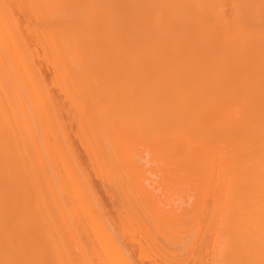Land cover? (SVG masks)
Returning <instances> with one entry per match:
<instances>
[{
    "label": "bare ground",
    "instance_id": "bare-ground-1",
    "mask_svg": "<svg viewBox=\"0 0 264 264\" xmlns=\"http://www.w3.org/2000/svg\"><path fill=\"white\" fill-rule=\"evenodd\" d=\"M9 1L10 0H0V264L83 263L81 259L85 255L83 256L81 254H84L86 252H83V250L85 249L84 244H82V247H84L82 248V250L78 245L80 243L78 239L76 240L75 236L73 237V231V233H71L73 234L72 237L74 238V240H72L70 243L68 241L73 239H69L68 237V235H70L71 237V234L69 233L71 229L76 231L75 233L77 234V230L73 229V225H70V222H68V216H66V222L69 223L68 225L73 227H69L70 230H65V232L63 228H58V230L60 229L61 232L57 233L55 231L58 230L54 229V226H56V224L53 225L54 221L52 219L55 217L56 212L53 210V212L55 213H52V203L56 196H54V198L52 197V190L53 188H55L56 181L54 177L52 178V167L54 166H52V160L54 159V157H52L54 156V154H52V145H58L59 143L57 144V142H60L61 145H64L61 143V136L60 134L56 133V129L54 128V126L57 125L59 126V128L61 127V131H63L64 129L62 130V126H60L61 124L58 125L59 123H54L58 119H56L54 115L56 112L53 110V112H55L53 113L51 110L55 108L54 105V108L52 106L54 98L53 96H50L51 91L48 90H51V88L53 87V85L51 84L55 83L54 86L56 85V87L54 88L59 89L58 91L60 93L62 92L63 94H68L70 92L68 94L69 97H67L69 99L74 94V92H76L77 89L81 87V82L79 83V81H74V78L78 75L80 78L92 72V66L89 64L91 60L90 52L92 49L91 46L95 44H97V46L100 45L102 48L101 51L98 52L99 57L96 58L94 54L93 56L98 60L99 58L102 59L103 57L105 58V61H108L106 57L110 53V47L108 46L112 44L113 55L110 54L111 56L109 55V58L113 57L114 73L112 74L114 78H112V80H116L114 81L115 85L113 83L112 86V82L109 84L113 88H117V90H115V93L116 91H118L119 94L123 92L122 90V92H119V89H123L124 91L132 90L134 92L142 91L146 92L145 95H142V92L138 93H141L144 99L145 96L151 95L152 93H156V95L157 93L159 94L157 96H153L152 94L150 97H146V99H150L149 102L152 100L151 104L149 103L150 105H152L153 102L155 104L156 102L160 101L161 104L165 106H163V109L165 108L166 111L160 109V112H162L161 114L164 113V116H161V114L158 116V114L160 113L158 112V109L162 107H159V102L158 104H155V107L153 105L151 106L152 108L154 107L155 110L158 106V111H155L157 113V117L160 118L161 116L164 119L160 120L158 118L157 124L153 121L151 122V118H154L155 115L153 114L155 112L152 114L153 110L150 107L151 112L148 111V116L150 117V119L148 116H145L146 118H144L147 119V121L148 119L150 120L147 124H149L150 126V123H153L151 124V127H153L152 130H154L155 128L162 133L161 136V133L158 134L160 138L162 137L159 140L161 143L163 141V138L164 140H166L164 143H167L168 148L167 145L164 144V146L171 152H169L168 155H177L181 158L180 160L178 159L180 163L185 166L180 167L184 170H188L187 172L189 173H191L190 171L194 172L193 176L195 175L196 177H194L196 179L194 178L195 180H193L192 182L196 183V186L200 188L204 186L202 189H205V191L208 187L212 188H210V191L214 190V194L212 196L215 201L212 199L214 201L213 203H216V201H220L217 203H223V201L228 202L227 204L229 205L228 208L225 209L226 214H223L224 217L226 219L228 216L230 218L233 217L231 219L236 223H232L235 225L237 224V226H239V221L237 222L238 219H240V221L243 223L242 228L244 229L243 232L246 234V246H244L245 244L242 237L243 234H241L242 228L240 229L241 233L239 231V235V233H237L236 231L238 227L235 228L236 226L234 227V225H232L231 223V228L229 226L230 224L227 225V227L229 226L227 228V231L230 228V232L231 230L234 232V229H232V227H234L236 231L234 232L235 235L238 234L237 236H239H233L231 235L233 234L231 232V234H229L231 238L230 240L235 242L236 239L240 240L242 237V240H236L240 242V245L243 244L242 246L238 244L243 252L240 249L236 250H240L241 252L239 251V253L241 254L245 253L246 251V256H244L245 260H243L242 258L241 263L242 261H244V264L245 262L246 264H257V262H259L260 264H264V0H25L24 4H21V0H12L13 2H16V7H21V9L23 7L22 11L19 8V10L14 12L11 9L12 5H10ZM78 9L79 11H77ZM80 9H83V13H81ZM25 10H27L33 16L34 22H32V16L25 15L26 17H24V20L31 18V21L28 22V20H30L28 19L26 20V22L22 21L23 23L20 22V20L17 18L18 14L16 15L17 17H15L19 21H17V19L13 16L15 12L20 13V11L25 14ZM76 11L77 14H74V12L76 13ZM78 12L83 14L81 17L87 16L89 19L87 18L86 20L85 18H82L86 21L83 23L82 21H80V17L79 21L80 23H82V25H78L77 23V25L74 26L75 20L77 21L79 18L78 16H80ZM58 13H66V15L55 16ZM21 14L22 13H20V15ZM22 31L25 32L26 35H24L25 33H23ZM27 35L30 36L28 37L29 40L30 38L32 39L31 45L29 44L30 41L28 42L27 40ZM95 49H97V47H95ZM39 51L41 52L40 55H42L40 56V58L38 54ZM94 53L95 55L97 54L96 52ZM35 54V58L36 60L38 59V62L42 57L44 64L46 63L45 65H47V63H50V66L52 67L50 68L52 71V73L50 74V77H52V81L51 78H49L50 80L47 81H51V83H48L46 79H43L44 77H42L40 73L36 74V72H39L40 68L37 71L34 70L38 68L33 67L36 64V61L35 64L32 63ZM45 60L47 62H45ZM104 60L103 62H105ZM103 62V65H100V67L105 66V63ZM93 66L94 69H92L95 70V65ZM100 67H98V69H101V71L106 69L105 67H103L105 69H102ZM108 71H106L107 76L108 73L110 76L112 70H110L111 72ZM93 74L94 73H92L91 75ZM96 74V77L94 75L93 77L98 80ZM101 75L102 72L100 74V77ZM103 75L105 76V73ZM104 76L102 77V80H108L107 76L106 79L104 78ZM88 78L89 76L86 77V80ZM86 80L85 83L83 82L85 86L88 84L86 82H89L90 79L89 81ZM46 82L51 85V88ZM93 82L92 85L94 84V86H92V88L101 86L99 83L96 84V82L98 81H95L94 83ZM89 84H91V82ZM95 84L98 86H96ZM109 84L105 85L106 88L109 86ZM102 85L105 88L103 83ZM46 86L48 87V89ZM85 86L83 88L81 87L80 89L83 91H88L87 88H89L90 90L91 87H87L88 85L86 87ZM103 87L101 86L102 89ZM69 88L71 91H69ZM73 88H76V91L71 93ZM47 91L48 96L53 101L49 97H43V93L47 94ZM78 93L74 95L77 96ZM147 93L149 94L147 95ZM74 95L71 98H74ZM139 95H137L138 98ZM80 97L81 96H79L78 98ZM85 97L83 95V98L78 99V102L76 104L72 101L71 98L69 99V101L71 100V102H73L76 106H78V104H80L79 102L81 101V104L79 105V108H81L88 102V98L84 99ZM82 99L84 100L82 101ZM93 99H95V97ZM128 99L130 100V98ZM144 99L143 101L146 100ZM92 100L90 98L89 101H91V103L93 104V102H96L98 98L97 100L95 99L96 101L93 100L92 102ZM136 100L138 99L136 98ZM91 103L90 105H92ZM119 104H121V102ZM133 104L135 105V103ZM127 105L129 104L127 103L126 107ZM95 106L96 105H94V108ZM135 106H131L132 109H134ZM85 107L87 108V106ZM105 107L106 104H104V108ZM129 107L127 109H129ZM82 111L85 110L83 109ZM52 113L54 115L55 121H52L54 120L52 117ZM129 113L130 115L132 114L131 112ZM135 113L136 112H134V114ZM138 113L140 114V112ZM144 114L145 113H142L141 116L143 117ZM127 115L129 116V114ZM157 117L155 116L154 121ZM137 118H139V115ZM137 118L135 119L137 120ZM124 119H127V117H124ZM141 120V122H144L143 118ZM159 120L162 123L161 126L163 127L164 125V128L159 125ZM164 120L165 123L162 122ZM98 124L95 126H98ZM154 124H156V126H160L161 128L154 127ZM100 126L102 125H99L98 127ZM36 127H39V131ZM23 128H27L26 132ZM33 129L37 130L38 132L35 131L34 133ZM104 129L106 128L100 130L102 133L97 130L101 135H103L102 138H100L101 135L98 132L97 135L99 137L95 136L96 134L95 132L93 133L92 130L91 133H93L95 139H100L99 141L104 142V140L106 139V136L103 134ZM53 130L55 132H52ZM157 130L156 133H158ZM104 131L105 133L108 132L106 130ZM133 131L135 130H132V132ZM24 132L26 133V135ZM67 132H70V130ZM144 132L142 130V133ZM52 133H54L53 135L56 134L58 136L56 137L55 135L54 137ZM145 133L144 135L140 133V135L146 136ZM119 134H121L120 131ZM127 134L128 133H126L125 135L128 136ZM152 134L153 132H151V135ZM63 135L62 136L65 138V134ZM147 135L151 136L150 132ZM90 136L92 137V134ZM90 136H88V138ZM24 137L28 138V140L30 139L29 144ZM125 137L121 138L123 139ZM128 137L130 138V136ZM132 137L133 136H131V138ZM154 137L155 136L153 135L152 138L154 139ZM52 138H54L55 141ZM56 138H59L61 141ZM103 138L104 140H102ZM152 138L147 137L146 139H148V141H152ZM109 139L110 138L106 140L108 141ZM133 139L134 137L132 138V141H134ZM138 139L139 142L142 141L141 138ZM89 140H91V138ZM63 142L66 143L67 141L63 139ZM99 143L100 142H98V145ZM61 145L59 147V150L57 146L58 151H56L58 152V155H62V150H64V154L67 153L66 149H62ZM105 145L103 147L107 146ZM65 146H67V144H65L63 147ZM114 146L116 147L117 145H113V148ZM110 147H112V145ZM129 148L132 149L133 147L131 148L130 146ZM153 148L155 150V146H153ZM107 149L111 148H109L108 146ZM111 150L114 151V149ZM101 151L102 154H104L103 149ZM130 151L132 152L133 150ZM110 152L113 153L112 151ZM158 152H160V150H158ZM96 153L99 154L98 152ZM128 153L130 154V152ZM133 153L135 155V152ZM93 154L92 157H97V154H94V156ZM107 154L105 159L107 158ZM118 154L119 152L117 153V155ZM121 154L123 153L121 152ZM154 154H158L157 151ZM73 155L71 154L72 157ZM108 155V157L110 158V154ZM131 155L132 153L130 154V157L129 155L127 156L126 160H128L129 157L128 162L134 161V159L132 160ZM66 158H61L60 160L57 158V160L62 162L63 165ZM109 158H107V160H109ZM76 160L77 159H75V161ZM101 160L104 161L103 158H101ZM115 160H117V158ZM169 160H167L168 163H170ZM59 161L58 164L60 165L61 163H59ZM68 161L69 159L67 160V162ZM172 161L171 162L174 164L177 163L174 162V160ZM111 162H114V160ZM69 163L70 162H68V164ZM71 163L72 165H74L73 161ZM114 163H117V161ZM126 164L129 163H127L126 161ZM76 165L78 166L77 162ZM123 165H125V163ZM134 165L135 164H133L132 166ZM75 166L74 169L76 168ZM112 166H114V164H112ZM130 167L131 166H129L128 169H130ZM169 167L170 169H172L171 164ZM176 167L179 170V165H176ZM186 167H188L189 169H187ZM69 168L68 170L66 168L67 172H70L71 169L69 170ZM79 169L81 170V168ZM79 169L77 168L76 171L78 170L77 172H79ZM177 169H175V171ZM56 171L59 174L58 170ZM72 172H74V174H76L77 176V172L73 171V169L71 171V174ZM182 173L184 174L183 171ZM189 173L188 177L182 174V176H184L185 178H182L184 179L183 183L185 182V186H188V183H190L191 187L195 188L196 186H192L195 184H191L192 182H188V180L192 178V174ZM189 175H191V177H189ZM60 179L61 178H59L58 180L56 179L58 181L57 183L64 182V179ZM69 181L71 182V180ZM75 181H77V178H75ZM86 181L87 179H85V182ZM111 181L113 180L111 179ZM52 183L54 187L52 186ZM62 183L59 185L57 184L59 188L61 186H64L65 182L63 184ZM65 184L69 183L66 182ZM78 184H80V182ZM81 184L80 186L83 187L82 190H86V187L84 188V185H89L88 182L86 184L84 182H81ZM71 186L73 187L74 185L72 184ZM66 187L68 186L66 185ZM120 187H122V185ZM200 188H197L199 191V195L201 194ZM55 189H57V187ZM70 191L72 192V190ZM121 191L123 192V190ZM78 192L80 191L78 190ZM65 193L63 192V194ZM84 193L85 192H83V195L85 197L86 194H88V191L86 194ZM209 194L212 193L209 192ZM77 195L74 194V197ZM202 195H205L206 197V193ZM79 196H82L81 193ZM79 196H77L78 200H80ZM84 197H82V199H85ZM198 199L200 200V198ZM62 201L63 200L61 199V203L65 204V206L69 205L66 204L67 201L64 203ZM55 202L56 200L54 201V203ZM57 202L55 203L56 206H58ZM83 203L84 202L81 203V207ZM224 204L225 203H223V206ZM65 206L60 205L58 207L63 208ZM91 206H94V203ZM220 208L221 205L219 209ZM62 211L64 212V210ZM66 211L68 212V210ZM214 211L216 210L214 209ZM63 212L59 211L58 213H60L59 215H61V213ZM169 213L170 211L168 212V214ZM176 213L177 212H175V214ZM219 213L217 214V216L219 215ZM52 214H55L53 215L54 217H52ZM91 215L94 214L92 213ZM98 215L100 216L101 214ZM234 217L238 219L235 221L236 218ZM230 218L228 220H230ZM73 222L74 221L72 220V224H75ZM66 224L67 223H65V226ZM52 225L54 228L52 227ZM74 226L77 228L76 225ZM52 228L55 231H53ZM66 228L68 227L66 226ZM77 236L79 235H76V237ZM114 236L112 238H114ZM101 237L103 236L100 235V238ZM77 238H80L81 241L83 240L81 239L83 238V236H79ZM76 241H78L77 244L75 243ZM115 242L117 244V240ZM224 242L225 241L221 242L222 248L226 243H228V245H225L226 249H228V247H231L229 243L232 242H230L229 240L226 243ZM72 243L74 246L78 245L79 247H76L79 250L81 249L83 253L76 252V255H74L75 253L72 250L73 247L71 248L72 245H69ZM236 246H233L234 249L233 247L231 248L233 249V251L231 252L238 253L237 251H235ZM231 249H229V252ZM220 252L221 251H219V253ZM253 254L254 257L256 255V259H258L259 261L257 260L256 262L255 258L252 257ZM219 255L221 256V253ZM243 255L241 256L243 257ZM75 256L78 258H76ZM74 257L76 258V260L78 259L77 262ZM251 257L254 260L253 262L249 261L250 259H252ZM220 258L222 259V257ZM122 260H124V258ZM129 260L128 262H130ZM227 261H225L224 264H227ZM247 261H249V263H247ZM237 262L238 261L236 260V264Z\"/></svg>",
    "mask_w": 264,
    "mask_h": 264
},
{
    "label": "rangeland",
    "instance_id": "rangeland-1",
    "mask_svg": "<svg viewBox=\"0 0 264 264\" xmlns=\"http://www.w3.org/2000/svg\"><path fill=\"white\" fill-rule=\"evenodd\" d=\"M70 1V0H69ZM24 2H25V0L24 1H22L21 0V4H24ZM9 3H10V5H12L11 6V9H12V11L14 12V11H17V10H19V8L21 9V7H16L15 6V4H16V2H13L12 0H10L9 1ZM25 9V8H24ZM23 10V7H22V9H21V11ZM20 11V13H22L21 15H20V13L18 12H15L14 14H13V16L15 17L17 14V18L20 20V22H26V20H28V19H30V20H28V22L29 21H31V18H33V16L27 11V10H25V14L23 13V12H21ZM77 11H79V9L77 10ZM77 11H76V13L74 12V14H77ZM80 11H81V13H83V9L81 10L80 9ZM79 13V15L80 16H78L79 18H78V20L76 21L75 20V25L74 26H76L77 25V23H78V25H82V23H80V21H82L83 23L84 22H86L85 20H83L82 18H85L86 20H87V16H85V17H81L83 14H81L80 12H78ZM67 14H68V12H67ZM28 15V16H32L31 18H28V19H25L24 20V17H26V16ZM61 16V15H66V13H64V14H61V13H58V14H56L55 16ZM15 17V18H16ZM80 17H81V20L79 21V19H80ZM16 18V19H17ZM92 18V17H91ZM17 19V21H19ZM23 19V20H22ZM76 19H77V17H76ZM89 19V18H88ZM79 21V22H78ZM19 22V23H20ZM22 22V23H23ZM32 22H34V18L32 19ZM22 23H20V24H22ZM23 25V24H22ZM23 32V31H22ZM23 33H25V32H23ZM24 35H26V33L24 34ZM28 37H30L29 35H27V38ZM28 40V42H29V44L31 45V41H32V39L30 38V40H29V38L27 39ZM92 47V49H91V52H90V58H91V60H90V65L92 66V68L94 67L93 65H95V68L97 69H95V70H93L92 68H91V70H92V72L90 73V74H88V75H86V76H83V77H80L79 78V75L77 76V77H75L74 78V81H79V83L81 84L80 86L83 88L84 86H85V80H86V77H88L89 76V78L86 80V81H89V79H90V81L89 82H86V83H88L86 86L87 87H91L92 88V86H94V84L92 85V82L94 81H98V82H96V84L97 83H99L102 87H103V85H102V83L104 84V86L105 85H108L109 83H111V85L113 86V83H114V81L116 80H112V78H114V76H113V74L112 73H114V67H113V57H111V58H109L111 55L110 54H112L113 55V50H112V44H110V46H108V47H110L109 49H107V50H109V55L106 57V59H108V61H105L104 59L105 58H103L102 57V59L101 58H99V60L98 59H96L97 57H99V53L98 52H100L101 51V46L100 45H98L97 46V44H95V45H93V46H91ZM95 47H97V49H95ZM98 47H100V48H98ZM107 47V48H108ZM95 50V51H94ZM94 52H96L97 54L95 55V53ZM34 54V53H33ZM39 58H40V56H42V55H40L41 54V52L39 51ZM93 54H94V56L96 57H94L93 56ZM34 56V55H33ZM36 54H35V56H34V59L32 60V63H34L35 64V61H36V64L33 66V67H35V68H37V69H34V70H38L39 68V72H36V74L38 73H40L41 75H42V77H44L43 79H46V81L47 80H50L49 78H51V81H52V77H50V74L52 73V71H51V69L50 68H52L51 66H50V63H47V65H45L44 64V62H43V59H42V57H41V59H39L40 61L38 62V59L36 60ZM38 58V57H37ZM93 58V59H92ZM95 58V59H94ZM112 61H111V60ZM94 60H96V61H94ZM103 60L105 61V62H103ZM41 61H42V63H41ZM99 61V62H98ZM45 62H47L46 60H45ZM96 63V64H94V63ZM102 62L103 63H105L104 65L105 66H101L100 67V65H103L102 64ZM39 63V64H38ZM93 65H92V64ZM98 64V65H97ZM89 65V66H90ZM106 65H108V66H106ZM49 66V67H48ZM96 66H98V67H100V68H102V69H105V70H103V71H101V69H98V67H96ZM45 67H46V69H45ZM103 67H105V68H103ZM109 67V68H108ZM49 69V70H48ZM110 71V70H112V72L110 73V76H109V73H108V76H107V72L106 71H108V70ZM51 71V72H50ZM94 71V72H93ZM108 71V72H109ZM101 72H102V75H101V77H100V74H101ZM92 73H94L93 75L95 76V74L97 75V79L98 80H96V76L95 77H93V75H91ZM105 73V76L103 75ZM80 74V73H79ZM41 75H40V78H41ZM90 75H91V77H90ZM112 75V76H111ZM104 76V78L106 79V76H107V79L108 80H102V77ZM93 77V78H92ZM101 79H100V78ZM79 78V79H78ZM82 78V79H81ZM91 78H92V80H91ZM84 79V80H83ZM100 80V81H99ZM110 80V81H109ZM51 81L50 82H48V83H51ZM108 83H107V82ZM46 82V83H47ZM84 82V83H83ZM91 82V84H89ZM93 82V83H94ZM45 83V84H46ZM47 83V84H48ZM83 83V84H82ZM106 83V84H105ZM46 84V85H47ZM54 84L55 83H52L51 85H53V87L51 88V85L50 84H48L49 86H50V88H51V90H48V91H51L50 92V96L52 97L53 96V98H54V102L56 103V105H55V103L54 102H52L53 104H52V106L54 105L55 106V108H54V106H53V108L54 109H51L52 110V112H53V110L56 112H53V113H55L54 115H55V117H56V119H58V120H56L55 121V118H54V115H53V113H52V117H53V119L54 120H52V121H55L54 123H59L58 125H60V126H62V130L64 131H61V127L59 128V126H54V128L56 129L55 131H56V133L57 134H60V136H61V140L59 139V138H56V139H58V140H60L61 141V143L62 144H67V146H65V147H63L64 145H61L60 144V142H57V144L59 143L60 145H61V147H62V149L64 148V149H66V154H64V150H62V155H58L57 153V151L60 149L59 147H60V145L58 144V145H52V154H54V156H52V157H54V159L52 160L53 162H52V166L54 167H52V171L54 172H52V178L54 177L55 178V183H56V185H55V188L57 187V189H60V190H57V189H55V188H53L54 187V185H53V183H52V188H53V190H52V194H53V198H54V196H56V198H54V200H53V203H54V201L56 200V202L57 201H59V202H57V204H58V206H65V204H62L61 203V199L63 200L62 202L64 203V202H66V204H69V205H67L68 206V208H67V206H65V207H58V206H56L55 205V203L53 204L52 203V213H55V214H52V217H54L53 215H55V219L53 218L52 220L54 221V224H53V221H52V224L53 225H55L56 224V226H54L53 227V225H52V227L55 229V230H58V228H63L64 229V231L66 230H70L69 229V227L71 228L72 226H70V225H73V229H76L77 230V234L75 233L76 231H74V230H70V234H71V237H70V235H68V237H69V239H71V238H73L74 236H75V239L77 240L78 239V241L80 242L78 245L81 247V249L82 248H84L85 247V249L83 250V252H85L84 254H81V255H85L84 257H82V259H81V256H80V259H81V261H83V263L82 264H84V262H85V264H224L225 263V261H227L228 259V263L229 264H236V260L238 261L237 262V264H240L241 263V260H242V258H243V260H245L244 259V256H246V251H245V249H244V251H245V253H239V251L241 250L242 252H243V250L240 248V246H242L243 244H241L240 245V242H238V241H240V240H242V237H243V242H244V246H246V234L243 232V228H242V226H243V223L240 221V219H238V218H236V217H238V216H236V217H234V218H236L235 219V221L237 220V222H238V225L239 226H237V224L235 225V224H233L232 222H234V221H232V219L231 218H233V217H227V219L224 217V215L226 214L225 213V209H227L228 208V205L229 204H227L228 202H224L223 200H221V201H223V203H225L224 204V206H223V203L221 202V203H217V202H220V201H216V203H213L215 200H214V198H213V194H214V190H211L210 191V188L208 187V186H206V187H208V188H206L207 190L205 191V189L203 190L202 188L204 187V186H202V188H200V187H198V186H196L197 184L196 183H194V182H192L193 180H195L196 178V176L194 177L193 176V174H194V172L193 171H190L191 173H189V172H187L188 170H184V169H182L180 166H182V167H185L182 163H180V157H178L177 155H175V154H169L168 155V153L170 152L169 150H167V148H168V145H167V143L165 144L164 142L166 141V140H164V138H163V141H162V143L160 142V140L159 139H161L159 136H158V134H160L161 132H159V130H157V129H155L154 128V130H152V128L153 127H151L152 125L151 124H153V123H150V126H149V124H147L148 123V121H150L149 119H150V117L148 116V113L149 112H151V109H150V107L153 105L154 107H155V104H158V102L160 103V105H159V107H161V108H159L158 109V106H157V109L159 110H155L154 109V107L152 108V110H153V112H152V114L156 111H158V112H160L161 110H164V111H166L165 110V108L163 109V104H161V102L160 101H158V102H156L155 104H154V102L152 103V105H150L151 104V101L149 102V100H147L146 99V97H150L152 94H153V96H157V95H159L158 93H157V95H156V93H152L151 95H148L149 93H147V95L148 96H145V99H144V97L142 96V95H145V93L146 92H142V91H138V92H142V95H141V93H138V92H136V94H135V92L134 91H130V90H125L126 91V93H125V91L123 90V89H119L120 91L119 92H122V93H118V91H116V93H115V90H117V88H113L110 84H109V86L106 88V86H105V88L103 87V89L101 88V86H98V85H96V86H98V87H94V88H90V90H89V88H87L88 89V91L87 90H81L80 88V90L79 89H77V91H76V88H73L72 89V92L71 93H73L74 91H76V92H74V94H76V93H78L79 94V96H81L80 98H83V95H84V97L85 96H87V97H85L84 99H87L88 98V105H87V103L86 104H84L85 106H87V108L85 107V106H82L81 108H79V105L81 104V101L79 102L80 104H78V106H76L75 104L78 102V99H80V98H78L79 96H78V94H77V96L76 95H74V98H71V97H73V95L70 97L71 99H72V101L75 103H73V102H71V100L69 101V99L67 98V97H69V93L67 94V93H60L58 90L59 89H57V88H54V87H56V85L54 86ZM47 85V86H48ZM83 85V86H82ZM114 85H115V83H114ZM46 86V87H47ZM48 86V87H49ZM85 86V87H86ZM48 87H47V89H48ZM75 89V90H74ZM85 89V88H84ZM102 89V90H101ZM102 92H101V91ZM114 90V91H113ZM122 90V91H121ZM48 91H47V94L46 93H43V97L44 96H46V98H48L49 96H48ZM69 91H71L70 90V88H69ZM110 91V92H109ZM55 92V93H54ZM105 92V93H104ZM113 92V93H112ZM134 92V93H133ZM138 93V94H137ZM151 93V92H150ZM66 94V95H65ZM114 94V95H113ZM141 96H140V95ZM155 94V95H154ZM68 95V96H67ZM71 95V94H70ZM98 95V96H97ZM112 95V96H111ZM137 95H139V98L140 97H142V98H138L137 97ZM59 96V97H58ZM61 96V97H60ZM76 96V97H75ZM108 96V97H107ZM124 97V98H122V97ZM95 97V99L97 100V98H98V100L96 101L95 99H93ZM100 97H101V99H100ZM110 97V98H109ZM112 97V98H111ZM127 97V98H126ZM50 98V97H49ZM90 98H91V100L93 99V100H95L96 102H93V100H92V102H93V104L91 103V101H89L90 100ZM108 98V99H107ZM114 98V99H113ZM128 98H130V100L128 99ZM136 98L138 99V100H136ZM51 99V98H50ZM84 99H82V101L84 100ZM123 99V100H122ZM125 99H127V100H125ZM143 99L145 100V101H143ZM49 100V99H48ZM52 100V99H51ZM110 100V101H109ZM121 100V101H120ZM142 100V101H141ZM53 101V100H52ZM85 101H84V103H85ZM117 101H118V103H117ZM128 101H130V102H128ZM134 101V102H133ZM121 102V104H119ZM125 102H127L129 105H130V107H129V105H127V107H126V104L127 103H125ZM48 103V102H47ZM90 103L92 104V105H90ZM96 103V104H95ZM123 103H125V104H123ZM133 103H135V105L133 104ZM150 103V104H149ZM73 104H74V106H73ZM104 104H106V107L104 108ZM109 104V105H108ZM71 105H72V108H71ZM94 105H96L95 106V108H94ZM103 105V106H102ZM108 105V106H107ZM119 105V106H118ZM122 105V106H121ZM131 106H135L134 107V109H132V107ZM123 107V108H122ZM129 107V109H127ZM165 107V106H164ZM58 108V109H57ZM104 108V109H103ZM146 108H148V109H146ZM79 109V110H78ZM81 109V110H80ZM85 110V111H82V110ZM96 109V110H95ZM126 109V110H125ZM131 109H132V111H131ZM161 109V110H160ZM50 110V111H51ZM142 110V111H141ZM127 111V112H126ZM140 112V114L138 113V112ZM146 111V112H145ZM149 111V112H148ZM163 111V112H164ZM129 112H131L132 114L130 115V113ZM134 112H136L135 114H134ZM145 113L144 115H143V117L141 116L142 115V113ZM154 113L153 115H155L156 117H157V113ZM123 113V114H122ZM138 113V114H137ZM162 112H160L159 114H158V116L161 114ZM127 114H129V116L127 115ZM147 114V115H146ZM164 114V113H163ZM163 114H161V116H164ZM41 115V114H40ZM84 115V116H83ZM135 115V116H134ZM138 115H139V118H137L138 117ZM80 116V117H79ZM88 118H87V117ZM97 116V117H96ZM104 116V117H103ZM110 116V117H109ZM114 118V120H113V118ZM121 116V117H120ZM148 116L149 117V119H148V121H147V119H144V118H146V117ZM155 116H154V118H155ZM160 116V118L159 117H157L156 118V120L154 121V118H153V120H152V118H151V122L153 121L154 123H156L157 124V122H158V118L161 120V119H164L163 117H161ZM119 117V118H118ZM124 117H127V119H124ZM128 117H129V119H128ZM134 117V118H133ZM72 118V119H71ZM77 118V119H76ZM135 118H137V120L135 119ZM143 118V121L144 122H146V123H144V122H141L142 119ZM92 119H93V121H92ZM117 119V120H116ZM120 119V120H119ZM90 120V121H89ZM113 120V121H112ZM146 120V121H145ZM160 120H159V122H160ZM58 121V122H57ZM88 122V124H87V122ZM121 121H124V122H121ZM67 122V123H66ZM76 122V123H75ZM130 122V123H129ZM162 122H164L165 123V120L164 121H162ZM80 123V124H79ZM85 123V124H84ZM95 123V124H94ZM98 123H101V124H98ZM142 123H143V126H142ZM163 123V124H164ZM67 124V125H66ZM91 124V125H90ZM98 124V126L99 125H102V126H100V127H98V126H95V125H97ZM156 124H154L155 126L154 127H160L161 126V122H160V126H156ZM52 125H53V122H52ZM55 125V124H54ZM64 125V126H63ZM81 125V126H80ZM92 125H94V126H92ZM112 127H111V126ZM114 125V126H113ZM133 127H132V126ZM148 125V126H147ZM25 126V125H24ZM34 126H36V125H34ZM77 126V127H76ZM84 126V127H83ZM92 126V127H91ZM109 126V127H108ZM123 126V127H122ZM139 128H138V127ZM144 126H145V129H144ZM53 127V126H52ZM143 127V128H142ZM162 127V126H161ZM160 127V128H161ZM37 128V130L39 129V127H36ZM36 128H34V129H36ZM53 128V129H54ZM80 128V129H79ZM103 128H106V129H104V130H106V131H108V132H106L105 133V131L103 130V134L106 136L105 138L106 139H108V138H110L108 141L105 139L104 140V138L102 139V140H104V142H101V141H99V140H97V139H95V136H97V137H99L97 134L99 133V131L100 130H102ZM122 128V129H121ZM125 128V129H124ZM136 128V129H135ZM162 128H164V125H163V127ZM24 129V128H23ZM33 129V130H34ZM110 130V132H109V130ZM137 129H139V130H137ZM147 129H149V130H147ZM26 130H27V128L26 129H24V131L26 132ZM37 130H34V133H35V131L36 132H38ZM70 130V132H67V131H69ZM84 130V131H83ZM91 130H92V132L94 133L95 132V136H93V133H91ZM97 130H99V131H97ZM127 130V131H126ZM132 130H135V131H133L132 132ZM142 130H143V132H144V130H145V132H147V133H145L146 134V136H141L140 135V133L141 134H143L144 135V133H142ZM156 130L158 131V133H156ZM161 130V129H160ZM54 130L52 131V132H55ZM79 131V132H78ZM113 131H115V132H113ZM119 131H120V133L122 134V133H124V134H119ZM137 131V132H136ZM162 131V130H161ZM24 132V133H25ZM59 132V133H58ZM75 132V133H74ZM98 132V133H97ZM101 132V131H100ZM134 132H135V134H134ZM149 132H150V135H151V132H153V134L151 135V136H149V135H147V134H149ZM163 132V131H162ZM39 133H41V132H39ZM88 133V134H87ZM102 133V132H101ZM108 133V134H107ZM126 133H128L127 135L128 136H130V138H131V136H133L134 137V141H132V138H131V140H130V138L128 137V136H126L125 134ZM29 134V133H28ZM27 134V135H28ZM38 134V133H37ZM54 133H52V135H53ZM63 134H65V138L63 137L64 135ZM92 134V137L90 136ZM100 134V133H99ZM116 134V135H115ZM25 135H26V133H25ZM39 135V134H38ZM56 135V134H55ZM55 135H53L54 137H55ZM63 135V136H62ZM82 135V136H81ZM84 135V136H83ZM101 135V134H100ZM118 135V136H117ZM121 137H125V138H121ZM155 136L154 137V139L152 138V136ZM162 135V133L160 134V136ZM58 135H56V137H57ZM88 136H90L89 138H88ZM102 136L103 135H101V137L100 138H102ZM25 137H27V136H25ZM24 137V138H25ZM35 137H36V134H35ZM38 137V136H37ZM63 137V138H62ZM78 137V138H77ZM87 139H86V138ZM96 137V138H97ZM147 137H149V138H152L151 140L152 141H148V139H146ZM159 137V138H158ZM30 138V137H29ZM84 138V139H83ZM91 138V140H89ZM112 138V139H111ZM138 138H141V140L142 141H140L139 142V139ZM26 139V141L28 142V144L30 143V139L28 140V138H25ZM53 140H54V138H52ZM63 139L65 140V141H67L66 143H64L63 142ZM136 139H138V140H136ZM57 140V141H58ZM55 141V140H54ZM54 141H53V143H54ZM80 141V142H79ZM92 142V144H91V142ZM94 141V142H93ZM107 141V142H106ZM137 141V142H136ZM156 143H154V142ZM98 142H100L99 143V145H100V147H99V145H98ZM112 142V143H111ZM114 142H116V143H114ZM131 142V143H130ZM133 142V143H132ZM52 143V144H53ZM70 143V144H69ZM87 143V144H86ZM102 143H103V145H102ZM105 143H106V145H105ZM110 143H111V145H112V147H110L111 145H110ZM127 145H126V144ZM129 143V144H128ZM140 143V144H139ZM56 144V143H55ZM85 146H84V145ZM94 144V145H93ZM95 144H96V146H95ZM117 145L116 147L114 146V148H113V145ZM130 144H132V145H130ZM136 144V145H135ZM144 144V145H143ZM164 144L165 145H167V148H165V146H164ZM90 145V146H89ZM92 145V146H91ZM106 146V147H103V146ZM118 145H119V147H118ZM55 146V147H54ZM57 146H58V150H57ZM86 146H88V147H86ZM108 146H109V148H111V149H114V151L113 150H111V149H107L108 148ZM120 146H121V148H120ZM131 146V148L132 149H130L129 147ZM153 146H155V150H154V148H153ZM85 147H86V149L88 150H86L85 149ZM99 147V148H98ZM54 148V149H53ZM90 148V149H89ZM106 150H105V149ZM129 148V149H128ZM145 148V149H144ZM70 151H69V150ZM93 149V150H92ZM103 149V153L105 154H107V152H108V154H110V158L108 157L109 155L107 154V158H109V160H107V158L105 159V157H106V154H105V157H104V154H102V150ZM121 149H124V150H121ZM150 149V150H149ZM53 150H54V152H53ZM57 150V151H56ZM86 150V151H85ZM108 150V151H107ZM130 150H133L132 152L130 151ZM158 150H160V152H158ZM100 151V152H99ZM106 151V152H105ZM110 151H112L113 153H111ZM123 153V154H125L126 155V157H125V155H123V154H121V152ZM145 151V152H144ZM156 151H157V153L158 154H154V153H156ZM56 152V153H55ZM89 152V153H88ZM96 152H98L99 154H97ZM119 152V154L117 155V153ZM128 152H130V154L132 153V155H131V157H132V160L134 159V161H132V162H128L129 161V157H130V154L128 153ZM133 152H135V155H134V153ZM88 153V154H87ZM91 153V154H90ZM97 156V157H95L94 156V154ZM141 153H142V155H141ZM171 153V152H170ZM71 154L73 155V157L71 156ZM77 154V155H76ZM92 154H93V156L94 157H92ZM111 154H116V155H111ZM129 155V157H128V160H126L127 159V156ZM71 157H70V156ZM102 157H101V156ZM122 155V156H121ZM139 155V156H138ZM159 155V156H158ZM56 156H57V158L60 160L61 158H66V156H67V158L69 159V161L68 162H70L69 164H68V162H67V158H66V160L64 161V163H63V165H62V162H60L59 160H57V158H56ZM69 156V157H68ZM87 156V157H86ZM161 156V157H160ZM78 157V158H77ZM91 157V158H90ZM111 157H113V158H111ZM117 158V160H115L116 158ZM134 157V158H133ZM136 157V158H135ZM154 157H156V158H154ZM101 158H103V160L104 161H102L101 160ZM115 158V159H114ZM122 158H124V159H122ZM172 158H175V159H172ZM73 159V160H72ZM75 159H77L76 161H75ZM170 159V160H169ZM179 159V160H178ZM63 160V159H62ZM73 161V164L74 165H72V161ZM114 160V162H116L117 161V163H114V162H111V161H113ZM136 160V161H135ZM167 160H169V162L170 163H168V161ZM172 160H174V162H177V163H175L176 165H179V167L181 168H179V170L177 169V167H176V165L174 164V163H172L173 161ZM176 160V161H175ZM58 161H59V163H61L60 165L58 164ZM125 161V162H124ZM126 161H127V163H129V164H126ZM131 161V160H130ZM172 161V162H171ZM179 161V162H178ZM56 162V163H55ZM65 162H66V164H65ZM75 162V163H74ZM76 162L78 163V166L76 165ZM96 162V163H95ZM103 162V163H102ZM108 163V164H107ZM125 163V165H123ZM131 163V164H130ZM169 165H168V164ZM59 166H58V165ZM112 164H114V166H112ZM133 164H135V165H137V166H132ZM139 164V165H138ZM170 164H171V168L172 169H170ZM181 164V165H180ZM62 165V166H61ZM67 165H69V166H67ZM76 165V166H75ZM93 167H92V166ZM104 165V166H103ZM115 165H116V167H115ZM121 165V166H120ZM131 166L130 167V169H128L129 168V166ZM56 166V167H55ZM58 166V167H57ZM65 166H66V168H67V170H68V168H69V170L71 169V167H72V169H73V171H75V172H77L76 171V169L78 168H81V170L79 169V172H77V176H76V174H74V172H72V174H71V171H72V169L70 170V172H67L66 171V168H65ZM74 166L76 167L75 169H74ZM107 166V167H106ZM124 166V167H123ZM175 166V167H174ZM59 167H60V170H61V172H60V170H59ZM114 167V168H113ZM123 167V168H122ZM132 167H134V168H132ZM137 167H139V168H137ZM174 167V168H173ZM57 168V169H56ZM63 168H65V169H63ZM94 168V169H93ZM187 169H189L188 167H186ZM113 169V170H112ZM116 169V170H115ZM126 169V170H125ZM135 169V170H134ZM175 169H177L176 171H175ZM56 170H58V172H59V174L57 173V171ZM66 172H65V171ZM134 170V171H133ZM80 171H81V173H80ZM83 171V172H82ZM115 171V172H114ZM137 171V172H136ZM178 171V172H177ZM181 171V172H180ZM182 171L184 172V174L182 173ZM187 173H186V172ZM56 172V173H55ZM67 173H70V174H67ZM78 173H80V174H78ZM187 175H186V174ZM188 173L189 174H192V178H190V179H192V180H188V178H187V180H188V182H192L191 184H195V185H192L193 187L194 186H196L195 188H192L191 187V185H190V183H188V182H186V183H188L189 185L188 186H190V187H188L187 185L185 186L184 184H185V182L183 183V181H184V176H187L188 177ZM83 174V175H82ZM107 174V175H106ZM117 174V175H116ZM181 174V175H180ZM182 174L184 175V176H182ZM57 175V176H56ZM61 175H62V177H61ZM64 175H65V177H64ZM73 175V176H72ZM75 175V176H74ZM113 175V176H112ZM122 175V176H121ZM126 175V176H125ZM128 175H129V178H128ZM132 175V176H131ZM60 176V177H59ZM84 176V177H83ZM111 176V177H110ZM58 177V178H57ZM79 177H81V178H79ZM114 177V178H113ZM121 177H123V178H121ZM133 177V178H132ZM139 177V178H138ZM189 177H191V175H189ZM59 178H61L65 183L66 182H68L69 184H65L64 182V186H61L60 188L58 187V185L59 184H61V183H57L58 181V179ZM75 178H77V181H75ZM118 178V179H117ZM137 178V179H136ZM182 178H184V179H182ZM195 178V179H194ZM57 179V180H56ZM60 179V180H61ZM68 181H67V180ZM85 179H87V181L85 182ZM109 179V180H108ZM111 179L113 180V181H111ZM123 179H124V181H123ZM129 179V180H128ZM53 180V179H52ZM69 180H71V182L69 181ZM75 181V183H74V181ZM187 180H185V181H187ZM73 181V182H72ZM53 182V181H52ZM80 182V184H81V182H84L85 184L88 182L89 183V185H84V188L86 187V190L88 191V194H89V196H88V194H86L87 193V191L86 190H82L83 189V187L82 186H80V184H78V183ZM115 182V183H114ZM131 182V183H130ZM62 183V184H63ZM181 183V184H180ZM58 184V185H57ZM74 185L73 187L71 186V185ZM83 184V183H82ZM81 184V185H82ZM140 186H139V185ZM151 186H150V185ZM184 186H183V185ZM66 185L68 186V187H66ZM122 185V187H120ZM144 186V187H143ZM155 186V187H154ZM66 187V188H65ZM78 187H79V189H78ZM81 187V188H80ZM127 187V188H126ZM74 190H73V189ZM121 188V189H120ZM197 188H200L201 189V191H200V195H199V191H198V189ZM67 189V190H66ZM81 189V190H80ZM136 189H137V191H136ZM140 189V190H139ZM212 189V188H211ZM70 190H72V192L70 191ZM78 190L80 191V192H78ZM121 190H123V192L121 191ZM128 190V191H127ZM153 190V191H152ZM61 191V192H60ZM67 191V192H66ZM134 191V192H133ZM139 191V192H138ZM54 192H55V194H54ZM57 192H59V193H57ZM63 192L65 193V194H63ZM83 192H85L84 194H86V196L84 197V195H83ZM209 192L210 193H212V194H209ZM80 193H81V195L82 196H79L80 195ZM194 193V194H193ZM206 193V197H205V195H202V194H205ZM61 194H63V195H61ZM74 194L75 195H77V194H79V195H77V196H79L80 198V200H78V198H77V196H75L74 197ZM94 194V195H93ZM141 194V195H140ZM59 195V196H58ZM203 196V198H202V196ZM210 195V196H209ZM64 197V198H62V197ZM87 196H88V198H87ZM90 196H91V198H90ZM136 196V197H135ZM201 196V197H200ZM212 196V197H211ZM60 197V198H59ZM74 197V198H73ZM82 197H84L85 199H82ZM143 197V198H142ZM146 197V198H145ZM153 197V198H152ZM52 198V199H53ZM57 198H59V199H57ZM76 198H77V200H76ZM135 198V199H134ZM198 198H200V200L198 199ZM205 198V199H204ZM68 199V200H67ZM75 199V200H74ZM92 199V200H91ZM96 199H97V201H96ZM137 199V200H136ZM197 199V200H196ZM204 199V200H203ZM214 201H213V200ZM152 200V201H151ZM80 201H81V203L82 202H84L83 204H82V207H81V203H80ZM145 203H144V202ZM147 201V202H146ZM191 201V202H190ZM73 202V203H72ZM80 203V205H79V203ZM88 202V203H87ZM87 203V204H86ZM94 203V206H91L92 204ZM200 203V204H199ZM203 203V204H202ZM60 204V205H59ZM70 204H71V206H70ZM73 204H74V207H73ZM100 204V205H99ZM202 204V205H201ZM206 204V205H205ZM208 204V205H207ZM213 206H212V205ZM54 205V206H53ZM84 205V206H83ZM97 205H99V206H97ZM102 205V206H101ZM153 205V206H152ZM220 205H221V208L219 209V207H220ZM97 206V207H96ZM152 206V207H151ZM203 206V207H202ZM223 206V207H222ZM225 206H226V208H225ZM230 206H231V204H230ZM58 207V208H57ZM79 207V208H78ZM88 207H89V209H88ZM95 207V208H94ZM99 207V208H98ZM154 207V208H153ZM195 207V208H194ZM198 207V208H197ZM199 207H200V209H199ZM68 210V212L65 210ZM70 208V209H69ZM75 208V209H74ZM94 208V209H93ZM102 208V209H101ZM197 208V209H196ZM203 208V209H202ZM224 208V209H223ZM72 209H74V210H72ZM95 209H96V212H95ZM99 209V210H98ZM164 209V210H163ZM174 209V210H173ZM210 209V210H209ZM214 209L216 210V211H214ZM223 211H222V210ZM53 210L55 211V212H53ZM62 210H64V212L62 211ZM78 210H80V211H78ZM93 210V211H92ZM103 210V211H102ZM149 210V211H148ZM157 210V211H156ZM167 210V211H166ZM198 210V211H197ZM59 211H61V212H63V213H61V215H59L60 213H58ZM99 211V212H98ZM153 211V212H152ZM156 211V212H155ZM161 211V212H160ZM165 211V212H164ZM170 211V213L168 214V212ZM200 211V212H199ZM214 211V212H213ZM227 211V210H226ZM72 212V213H71ZM75 212V213H74ZM116 212V213H115ZM162 212H164V213H162ZM175 212H177L176 214H175ZM186 212V213H185ZM207 212V213H206ZM220 212V213H219ZM85 213V214H84ZM90 213V214H89ZM94 214V215H91V214ZM97 213V214H96ZM156 213V214H155ZM172 213V214H171ZM182 213V214H181ZM199 213V214H198ZM205 213V214H204ZM219 213V215L220 214H224L223 216L222 215H218L217 216V214ZM68 214V215H67ZM98 214H101L100 216L98 215ZM154 214H155V216H154ZM191 214V215H190ZM203 214V215H202ZM216 214V215H215ZM72 215H74V216H72ZM121 215V216H120ZM158 215V216H157ZM168 215H169V217H168ZM172 215H174V216H172ZM178 215V216H177ZM184 215H187V216H184ZM66 216H68V222H70V225H68L69 223L68 222H66ZM118 216V217H117ZM160 216V217H159ZM161 216H163V217H161ZM231 216V215H230ZM74 217V218H73ZM100 217H101V219H100ZM171 217V218H170ZM209 217V218H208ZM216 217V218H215ZM224 217V218H223ZM97 218V219H96ZM103 218V219H102ZM151 218V219H150ZM167 218V219H166ZM170 218V219H169ZM174 220H173V219ZM230 218V220H228ZM59 221H58V220ZM64 219H65V221H64ZM70 219H72L74 222L73 223H75V224H72V220H70ZM80 219V220H79ZM162 219V220H161ZM163 219H165V220H163ZM179 219V220H178ZM198 219V220H197ZM200 219V220H199ZM207 219V220H206ZM212 219V220H211ZM223 219V220H222ZM56 220V221H55ZM102 220V221H101ZM172 220H173V222H172ZM175 220H176V222H175ZM178 220V221H177ZM203 220V221H202ZM220 220V221H219ZM83 221V222H82ZM92 221V222H91ZM104 221V222H103ZM202 221V222H201ZM206 221V222H205ZM226 221V222H225ZM57 222V223H56ZM89 222V223H88ZM164 222V223H163ZM223 222H225V223H223V225H222V223ZM65 223H67L66 224V226L68 227V228H66V226H65ZM100 223V224H99ZM196 223V224H195ZM232 225H234V227L235 228H237L238 227V229H236V231H237V233H239V231H240V229H241V231H242V233H241V231H240V233L241 234H243V236L241 237V239L239 240V239H236V240H238V241H236L235 240V242L234 241H232V240H230L231 238H230V235L229 234H231V232L233 233V234H231V235H235V233L234 232H236L235 231V228L234 227H232V229H234V232L231 230V232H230V228H231V224ZM234 223H236V222H234ZM102 224V225H101ZM106 224H108V225H106ZM170 224V225H169ZM173 224V225H172ZM200 224V225H199ZM224 224H226V225H224ZM230 224V225H229ZM74 225H76L77 226V228L74 226ZM87 225V226H86ZM196 225H198V226H196ZM227 225H229L230 226V228L228 229V231H227V228L229 227H227ZM101 226V227H100ZM107 226V227H106ZM121 226V227H120ZM65 227V228H64ZM99 227H100V229H99ZM103 227V228H102ZM114 227V228H113ZM195 227V228H194ZM222 227V228H221ZM240 227V228H239ZM52 228V230L53 231H55L54 229ZM94 228V229H93ZM102 228V229H101ZM202 228V229H201ZM86 229V230H85ZM111 229H113V230H111ZM198 229H199V232H198ZM218 229V230H217ZM224 229V230H223ZM110 232H109V231ZM129 230V231H128ZM63 231V232H64ZM65 231V232H66ZM74 233H73V232ZM208 231V232H207ZM230 232V233H227V232ZM55 232H61V230L59 229L58 231H55ZM62 232V233H63ZM74 234H72V233ZM90 232V233H89ZM104 232V233H103ZM89 233V234H88ZM100 233H102V234H100ZM114 233V234H113ZM123 233V234H122ZM198 233V234H197ZM224 233V234H223ZM240 233H239V235H240ZM80 234H82V235H80ZM94 236H93V235ZM114 236V238H112L113 236ZM118 234V235H117ZM245 234V235H244ZM72 235H73V237H72ZM76 235H79L80 237L81 236H83V238H81V239H83L82 241L80 240V238H77V237H79V236H77L76 237ZM100 235L101 236H103V237H101L100 238ZM110 235V236H109ZM130 235V236H129ZM141 235V236H140ZM238 235V234H237ZM237 235H235V236H237ZM90 236V237H89ZM179 236V237H178ZM197 236V237H196ZM199 236V237H198ZM223 236V237H222ZM85 237V238H84ZM93 237V238H92ZM214 239H213V238ZM237 237H239V236H237ZM236 237V238H237ZM245 237V238H244ZM223 240H222V239ZM225 238V239H224ZM233 238H235V237H233ZM90 239V240H89ZM117 240V244H118V246H117V244H116V240ZM72 240H74V238L73 239H71V240H68L69 241V243L72 241ZM87 240V241H86ZM132 240V241H131ZM141 240V241H140ZM229 240L230 242H232V243H229V245H231V247H228V249H226V247H225V245L227 244L228 245V243H226L227 241ZM78 241H76L75 243L77 244L78 243ZM97 241V242H96ZM102 241V242H101ZM134 241V242H133ZM138 241V242H137ZM223 241H225L224 243H226L225 245H223L224 247L222 248L221 246V242H223ZM82 242V243H81ZM84 242V243H83ZM173 242V243H172ZM205 242V243H204ZM242 242V241H241ZM74 243V242H73ZM73 243L72 244H69V245H72L71 246V248L73 247V251H74V255H76V252H82V250L80 249H78L76 246H78V245H73ZM74 243V244H75ZM113 243V244H112ZM179 243V244H178ZM81 244V245H80ZM82 244H84V247H82L83 245ZM99 244V245H98ZM202 244V245H201ZM213 244V245H212ZM233 244V245H232ZM240 246H239V245ZM95 245V246H94ZM107 245H109V246H107ZM113 245H114V247H113ZM237 245V246H236ZM78 246V247H79ZM107 246V247H106ZM120 246V247H119ZM233 246H236L235 247V251H237L236 249H240L239 251H237L238 253H235V252H231V251H233V249H234V247ZM238 246H239V248H238ZM109 247V248H108ZM201 247V248H200ZM218 247H219V249H218ZM233 247V249H231ZM105 248V249H104ZM121 248H122V250H121ZM246 248V247H245ZM75 249V250H74ZM78 251H77V250ZM88 249V250H87ZM110 249V250H109ZM200 249H203V250H200ZM225 249V250H224ZM229 249H231L230 250V252H229ZM118 250V251H117ZM195 250V251H194ZM209 250V251H208ZM72 251V252H73ZM95 251V252H94ZM125 252V254H124V252ZM215 251V252H214ZM216 251H218V252H216ZM219 251H221L220 253H221V256L219 255L220 253H219ZM240 251V252H241ZM82 252V253H83ZM110 252V253H109ZM164 252V253H163ZM78 253V254H79ZM114 253H116V254H114ZM179 253V254H178ZM213 253V254H212ZM215 253V254H214ZM89 255V258H88V255ZM107 254V255H106ZM110 254V255H109ZM119 256H118V255ZM122 254V255H121ZM175 254H176V256H175ZM203 254V255H202ZM219 255V257H218V255ZM244 254V255H243ZM80 255V254H79ZM79 255H77V256H79ZM106 255V256H105ZM124 255H126V256H124ZM223 255V256H222ZM225 255V256H224ZM235 255H237V256H235ZM241 255H243V257L241 256ZM112 256V257H111ZM123 256V257H122ZM199 256V257H198ZM233 256V257H232ZM76 257V256H75ZM74 257V258H75ZM107 257V258H106ZM127 257V258H126ZM202 257V258H201ZM220 257H222V259L220 258ZM226 257V258H225ZM252 257H254V254L252 255ZM251 257V258H252ZM73 258V259H74ZM76 258H78V257H76ZM76 258H75V260H76ZM124 258V260H122ZM232 258V259H231ZM255 260H256V262H257V260L258 259H256V255H255ZM88 259V260H87ZM130 259V260H129ZM198 259V260H197ZM240 259V260H239ZM78 260V259H77ZM77 260H76V262H77ZM128 260L130 261V262H128ZM176 260V261H175ZM252 260V261H251ZM92 263H91V262ZM109 261V262H108ZM234 261V262H233ZM250 262H253L254 260H253V258L252 259H250L249 260ZM249 261H247V263H249ZM259 261V260H258ZM79 262H80V260H79ZM126 262V263H125ZM223 262V263H222ZM231 262V263H230ZM227 263V264H228ZM79 264V263H78ZM81 264V263H80ZM241 264H244V261H242V263ZM245 264H246V262H245ZM253 264H256V263H253ZM257 264H260L259 262H257Z\"/></svg>",
    "mask_w": 264,
    "mask_h": 264
}]
</instances>
